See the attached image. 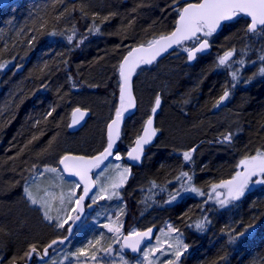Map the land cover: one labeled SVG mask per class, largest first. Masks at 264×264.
<instances>
[{
	"label": "trees",
	"instance_id": "obj_1",
	"mask_svg": "<svg viewBox=\"0 0 264 264\" xmlns=\"http://www.w3.org/2000/svg\"><path fill=\"white\" fill-rule=\"evenodd\" d=\"M170 3L171 0H64L53 8V0H8L0 5V63L7 62L0 71L2 264H13L14 258L16 264H24L28 260L21 257L30 245L43 250L53 239L65 236L45 223L24 197L23 189L32 180V166L37 165L39 171L50 164L58 166L65 154L92 156L106 147L107 125L120 106L118 66L131 48L175 28L177 14L168 7ZM184 3L180 0L181 5ZM65 7L69 12L57 20V13ZM110 13L116 15L104 21L103 17ZM94 14L101 29L99 35L87 32ZM130 21L134 23L129 26ZM73 26L76 39L69 44L67 36L72 34ZM245 29L246 19L230 23L212 37V52L198 56L194 64L177 49L152 66L142 65L133 79L137 111L124 124L117 153L125 159L151 115L158 93L162 98L156 116L159 135L141 167H131L132 179L124 190L127 203L123 206L121 201H110L101 208L105 214L113 205L119 210L123 207L131 229L158 227L162 219L172 223L190 245L189 254L180 264H264V186L249 191L235 202L236 206L223 210L212 211L210 204L204 203L206 196L192 193H183V199L172 204L165 203L168 191L180 187L176 177L181 171L191 174L194 169V183L206 193L212 184L231 179L245 155L264 150V78L239 85L232 90L226 107H214L225 85L231 83L229 72L215 67L217 56L234 46L235 58H239L247 43L252 51L246 59L255 60L264 43L252 37L245 40ZM52 31L57 35H49ZM84 35V43L74 47ZM65 59L67 65L63 63ZM252 67L244 69L245 77L256 70ZM53 107L55 112L45 120ZM75 108L89 110L91 116L82 129L71 132ZM41 132L39 140L25 148L31 137ZM225 132L235 133L230 146L216 142ZM192 147H197L195 164L188 165L182 153ZM45 148L47 151H43ZM50 179L43 173L38 183H46L43 187L48 188ZM64 182L68 186L69 182ZM152 182L156 188H152ZM161 188L168 191L161 192ZM153 214L161 219L148 225L147 218ZM204 215L212 223L201 234L189 225ZM254 218L257 228L252 237L227 244L222 230L234 227L239 232ZM96 233L86 230L77 241L84 242ZM105 237L101 243L107 240L106 234ZM222 256L226 259L221 260Z\"/></svg>",
	"mask_w": 264,
	"mask_h": 264
},
{
	"label": "snow or ice",
	"instance_id": "obj_2",
	"mask_svg": "<svg viewBox=\"0 0 264 264\" xmlns=\"http://www.w3.org/2000/svg\"><path fill=\"white\" fill-rule=\"evenodd\" d=\"M0 3H3V0H0ZM63 3L64 0H53L52 6L55 8L57 4ZM168 7L177 14L174 30L167 34L161 33L159 36L153 37L146 44L131 48L118 66L117 71L121 81L119 85L120 106L116 109L115 118L107 126V145L103 152L93 157L65 154L60 158L59 164L62 165V171L71 177H77L79 182L69 184L67 192L61 190L59 193H56L50 191L49 188L42 189L38 181L42 178L43 173L54 174L56 180L60 182L59 185H50L49 187L63 186L64 176L61 174V169L45 166L42 172H37L38 166L35 164L32 166V180L30 185H26L23 189L24 197L31 205L36 206L42 212L45 221L50 224L55 221L54 226L56 228L64 229L69 221L75 224L84 214V201L86 199L91 201L87 205L88 208H92L100 200H112L113 198L122 200L120 189L124 187L131 176L132 165L116 164L111 166L114 169V174L106 177L105 183L94 180L90 173L93 169H100L97 176L103 175L104 169H101L100 166L110 156L114 157L115 160L121 159V156L118 153L114 154L113 150L116 141L120 138V124L124 114L135 107V98L132 94V76L136 73L137 68L141 65H152L158 57L169 52V49L176 48L186 53L188 62L195 61L198 54L209 52L212 47L211 39L214 34L230 23L239 22L240 19H246L245 40L248 37L264 40V0H194V2L193 0H185L183 5L180 4V0H171ZM72 10L75 11L77 9L73 8ZM78 10L82 15H86L83 8ZM133 11H136V9L134 8ZM66 12H69L67 7L57 13L56 19L59 20ZM95 15L93 16L92 24L87 28V32L99 35L101 34V29L100 25L95 23ZM115 15L116 13H110L108 16L103 17V20L107 21ZM41 20H43V17H41ZM132 23L134 21H130L129 26ZM43 26L44 24L42 23L41 28ZM71 32L72 34L67 36L69 44H72L76 39V29L74 26ZM49 35L55 36L57 33L52 31ZM86 39L87 35L82 36L74 47L83 44ZM29 44H31V40ZM251 51L252 48L246 43L245 47L240 50L241 54L239 58L233 59L236 55V48L234 46L224 51L222 55L217 56L215 67L226 69L229 72L231 83L230 86L225 85L223 94L216 100L214 107L220 108L230 98L232 90L239 85L243 84L247 86L256 78H264V43L257 50L255 60L246 59ZM63 63L67 65L68 61L65 59ZM6 64L7 62L0 63V71L6 67ZM250 66H256V70L250 76L245 77L243 75L244 69ZM43 87L46 88L47 85H43ZM161 102L162 98L158 93L155 96L151 115L145 121L141 133L136 137L134 147L127 153V158L130 161L141 162L145 146L150 145L157 135L159 129L153 126V117L160 109ZM53 112H55L54 107L45 114V120L51 117ZM85 115L86 112L80 108H75L69 127L78 125ZM39 123L40 121L36 122V124ZM40 135H43V132L39 135H33L28 144L25 145V148L33 144V142L38 141ZM234 135L235 133L233 132L222 133L216 142L230 146L233 143ZM51 143L52 141L50 140L49 147ZM43 151H47V148L43 149ZM196 151L197 147H192L182 153L185 164H195L193 156ZM237 168L242 169V171L238 170L229 180L212 184L207 194L195 185L194 169L191 174L188 171H181L179 173L176 179L180 182V187L174 192L168 191L166 188H161L160 190L161 192L168 191V199L165 201L167 204L176 202L178 198L183 199V193H192L195 196H207L204 203L207 204L211 201L220 209L228 208L230 205L236 206L235 202L240 201L252 186H264V150L257 149L254 155H245L238 162ZM97 184H99V187L93 192V188ZM156 187V183L152 182V188ZM76 189H82L81 194L77 195ZM41 191H43V195L39 194ZM56 201H58V206L54 207V202ZM66 205H71V207H66ZM201 211H204V209L201 208ZM53 212L56 215H52ZM68 213H76V215L72 216ZM122 215H124L123 207L120 208V216ZM105 218L108 220V223H102L99 226L113 234V243L120 246L119 252H116L113 244H109L107 247L102 245L101 242L106 237L104 233H101L98 238L88 240L85 245L76 248L74 251L64 253L62 260L53 258L49 250L54 249L57 245H65L69 239L68 236L53 239L43 247L42 251L35 244L30 245L21 259L31 261L35 256L38 261H44L46 264H65L68 261H71V264H117V262L118 264H180L181 257L189 250L190 245L185 243L184 234L172 224L166 225L167 231L164 229L160 230L161 235L155 237L154 244L142 248L141 245L145 240L151 241L153 239V229L151 227L145 231L133 229L125 235L122 231L123 222L119 216L115 220L111 216ZM255 220L256 218L239 232L234 227L222 230L227 236V244L235 245L240 241L241 237L246 239L252 237L257 228ZM211 223L212 221L209 217L204 215L189 226L193 227L196 232L203 234L208 230V226ZM66 231L71 235L72 227L69 226ZM161 237H165V239L162 240ZM164 244H166V247H162ZM125 250H130L139 259L134 261L129 260L123 254ZM159 257L168 258L162 260ZM220 259L225 260L226 257L222 256ZM13 264H16L15 258L13 259Z\"/></svg>",
	"mask_w": 264,
	"mask_h": 264
},
{
	"label": "rangeland",
	"instance_id": "obj_3",
	"mask_svg": "<svg viewBox=\"0 0 264 264\" xmlns=\"http://www.w3.org/2000/svg\"><path fill=\"white\" fill-rule=\"evenodd\" d=\"M7 1H8V0H3V3L7 2ZM3 3H0V5L3 4ZM211 41H212V39H211ZM225 51H226V49H225ZM223 52H224V51H223ZM222 54H223V53H221V54H219V55H222ZM235 57H236V56H234L233 59H236ZM221 68H222V67H221ZM254 68H256V66H253V67H252V69H254ZM144 123H145V121H144ZM118 145H119V144H118ZM118 154H119V153H118ZM119 155L121 156V159H120V160H115V159L113 158L109 163H107L106 165L100 167L101 169H104L103 175L97 176V173L100 171V169H97V170L94 172V179H95V180H98L100 183H105V182H106V177H109L111 174H114V169H113L111 166L116 165V164H120V165H129L128 163H126V161H125L123 155H122V154H119ZM47 166L55 167V168H58V169H59L58 166H55V165H52V164L47 165ZM106 166H107V167H106ZM44 167H45V166H44ZM44 167H42V169L39 170V171H37V172H41V171H43V168H44ZM131 169H132V168H131ZM237 171H238V170H237ZM239 171H242V169H239ZM47 174H48L49 177L52 178V179L48 180V181H52V182H51V183L49 182V183H50L49 185L47 184V185H48V188H49L50 191H52V192H56V193H59L61 190L64 191V192H67V191L69 190V188H68V186H67V184H66L67 182H64V184H63L62 187H60V186H58V187H49L50 185H59V184L57 183L58 181L56 180L54 174H52V173H47ZM61 174H62V172H61ZM62 175H63V174H62ZM131 179H132V170H131V176L129 177L127 183L124 185V187H122V188L120 189V193H121V196H122V200H117V199H115V198H113L112 200H100V201H98L97 204L93 205L92 208H88L87 205H88L89 203H91V201L89 200V201L87 202V204H86V214H85V216H84L82 222H81V223L75 228V231H74V234H73V236H72V238H71V241H68V243H65V245H57L54 249H50L49 251H50V254L52 255V257H53V258H56L57 260H62V258H63V254H64V253L74 251L76 248L85 245V244L87 243L88 240H94V239L98 238L99 235H100L101 233H105L106 236H107V240H106L104 243H102V245H103L104 247H107L109 244H113V247H114V249L116 250V252H119V247H120V246H119V245H116V244L113 243V239H112L113 234L107 232V229L102 228V227H100L99 225L102 224V223H104V224L108 223V220L105 218V217H107V216H111V217L113 218V220H115L116 217L119 216L120 220L123 222V228H122V231H123V233H124L125 235H127L130 231H132L133 229H136V228L131 229V228H130V227H131L130 225L127 226V223H126V221H125L124 215L120 216V210L117 209V207H115L114 205H113L112 208L109 210V212H108V213H105V214L103 213L101 207H102V205H105V204L109 203L110 201H113L114 203H116L117 201H121V203H122L123 206H124V205L127 203V202H126V201H127V200H126V197H125V195H124V190H125L126 185H128L129 182L131 181ZM253 179H255V178H253ZM64 180H65V181H68L69 184H75V183H77V182H75V181H69V180H67L65 177H64ZM48 181H46V182H48ZM39 184H40V183H39ZM41 184H42V185H41ZM41 184H40V185H41V188L43 189V188H44L43 186H44L46 183H44V184L41 183ZM69 184H68V185H69ZM98 187H99V184H97V188H96V190L98 189ZM260 187H262V186H261V185H255V186H252V187L250 188L249 191H252V190L257 189V188H260ZM46 188H47V187H46ZM209 191H210V188L206 191V194H207ZM220 191H223V190H220ZM249 191H247L246 193H248ZM40 193H41V195H43V191H41ZM76 193H77V195L81 194V189H76ZM245 195H246V194H245ZM206 197H207V196H206ZM221 198H223V197H221ZM208 203L210 204V207H211V210H212V211L215 210V209H216V210H223V209H226V208H223V209L218 208V206H217L216 204L212 203L211 201H209ZM55 206H58V201L54 202V207H55ZM231 206H232V205H230L229 207H231ZM33 207H34L35 209L38 210L40 216H41L42 219H43V214H42V212H41L36 206L33 205ZM66 207H71V205H66ZM229 207H228V208H229ZM68 214H69V215H72V216H75V215H76V213H68ZM52 215H56V213L53 212ZM160 219H161L160 217L155 216V215L153 214V215L148 216V218H147V222H146V223H147L148 225H149V224L151 225V224H153V223H157V221L160 220ZM43 221H44L45 223L49 224V226H51L52 228H54V230L56 231V233H58V234L65 233V234H64L65 236H67V235L69 234V233L66 231V229L72 224V222L69 221V223L65 225V228H64V229H59V228H56V227L54 226V225H55V221H54L53 223H51V224H50L49 222L45 221L44 219H43ZM167 224H172V223L168 222L167 220L162 219V223H161V225L158 226V231H157L156 236H160V235H161V231H160L161 229H164L165 231H167V229H166V225H167ZM172 225H173V224H172ZM89 229L95 230V231H97V233L94 234L92 237H90L89 239H87V240L84 241V242H82L81 240H80V241H77V239L80 238V237H82V235L85 233V231H86V230H89ZM136 230H138V229H136ZM55 231H54V232H55ZM138 231H141V230H138ZM98 233H99V235H98ZM156 236H155V237H156ZM59 238H60V237H58L57 239H59ZM183 238H184V241H185V243H186V239H185V236H184V235H183ZM161 239L163 240V239H165V237H161ZM154 243H155V238H154V240H153L151 243H149L147 246L152 245V244H154ZM71 244H74V245L71 246ZM145 247H146V246H145ZM162 247H166V244L162 245ZM71 248H72V249H71ZM40 251H42V250H40ZM189 252H190V247H189L188 252H186V253L181 257V259L185 258V257L189 254ZM123 254H124L129 260H132V261H134V260H136V259H139V257H133V256L127 254L126 252L123 253ZM158 256H159V254H158ZM159 258L163 260V259H167L168 257H159ZM33 260L35 261L33 264H45L44 261H38V260L36 259L35 256L33 257L31 263L33 262ZM31 263H30V264H31ZM0 264H2V263H1V260H0ZM65 264H71V261L65 262ZM117 264H118V262H117Z\"/></svg>",
	"mask_w": 264,
	"mask_h": 264
},
{
	"label": "water",
	"instance_id": "obj_4",
	"mask_svg": "<svg viewBox=\"0 0 264 264\" xmlns=\"http://www.w3.org/2000/svg\"><path fill=\"white\" fill-rule=\"evenodd\" d=\"M184 1H185V0H184ZM193 2H194V0H193ZM173 30H174V29H173ZM220 31H221V30H220ZM220 31H218V32H220ZM218 32H217V33H218ZM138 46H139V45H138ZM135 47H136V46H135ZM177 49H178V48H176V49H169V52L164 53L162 56L158 57L157 60H156L152 65H154V64H155L157 61H159L160 59H163V58L167 57L168 55L172 54V53L175 52ZM212 49H213V47H211V49L209 50L208 53H205V54H198V56H205V55H208V54H210V53L212 52ZM126 55H127V54H126ZM195 61H196V60H195ZM195 61H192V62H189V63H190V64H194ZM152 65H146V66H152ZM141 66H142V65H141ZM141 66H140V67H141ZM140 67H139V68H140ZM139 68L136 69V72L139 70ZM135 74H136V73H135ZM135 74L132 76V94H133L134 98H135V95H134V91H133V79H134ZM230 96H231V95H230ZM229 100H230V98H229L227 101H225V102L220 106V108H216V110H220V109L226 107L227 104H228V102H229ZM161 104H162V102H161ZM160 108H161V107H160ZM81 110L84 111V112H86V115H85L84 119H83L78 125H76L75 127H69V129H70L71 132H77V131H79L80 129H82V128L84 127V125L86 124V122L88 121V119L90 118V116H91V112H90L89 110H83V109H81ZM136 111H137V102H136V98H135V107L132 108V109H130L128 112H126V113L124 114V117H123L122 121H121V124H120V138L116 141V144H115V146H114V150H113V151H114V154H116L117 151H118V144H119V142H120V140H121V134H122V130H123L124 124L126 123V121H127L130 117H132V116L136 113ZM159 111H160V109L157 111V113H156L155 116L153 117V120H154V124H153V126H154L155 128H157V127H156V116L158 115ZM114 118H115V116H114L112 119H114ZM72 119H73V116L71 117V122H72ZM112 119H111V121H112ZM111 121H110V122H111ZM71 122H70V124H71ZM110 122H109V123H110ZM109 123H108V124H109ZM107 126H108V125H107ZM158 135H159V133H157V135L154 137V139H153V141H152V143H151L150 145H146V146H145V152H144V156L142 157L141 162L136 163V162H132V161H130V160L127 158V154H126V155H125V161H126V163H128L129 165H132V168H139V167H141V165L143 164V161H144V158H145V156H146L147 151H148L152 146L155 145L156 140H157V138H158ZM107 137H108V136H107ZM132 147H134V144L129 148L128 152L130 151V149H131ZM103 150H104V149H103ZM103 150H102L101 152H103ZM101 152H100V153H101ZM128 152H127V153H128ZM100 153H98V154H100ZM98 154H95V155H92V156H87V157H93V156H96V155H98ZM71 155H77V154H71ZM84 156H86V155H84ZM113 158H114V157H111V156H110V157L108 158V160H105V161L101 164V166H103V165H105L106 163L110 162ZM101 166H100V167H101ZM58 167H59V169H61L62 174L64 175V177H65L67 180H69V181H75V182H77V183L79 182V180H78L77 177H71V176H69L67 173L63 172V171H62V165H60L59 163H58ZM95 170H96V169H93L92 172L90 173V175L92 176L93 179H94V171H95ZM94 180H95V179H94ZM96 188H97V186L93 188V192L96 191ZM81 190H82V189H81ZM90 195H91V193H90ZM88 201H89L88 199H86V200L84 201V205H85V208H84V214L81 216V218H80L79 220H77V221L75 222V224L72 223V224L70 225V226L72 227V233H71V235H69V234L67 235V236L69 237L68 241L71 240V238H72V236H73V234H74L75 228H76V227L82 222V220H83V218H84V216H85V214H86V204H87ZM149 228H150V227H149ZM151 228L153 229V239H152L151 241L145 240L144 243L141 245L142 248H144V247L147 246L149 243H151V242L154 240V238H155V236H156V234H157L158 227H157V226H151ZM147 229H148V228H147ZM147 229H145V230H147ZM145 230H141V231H145ZM68 241H66V242H68ZM125 252H126L127 254L133 256V257H137V255L131 253L130 250H125ZM31 261H32V260H31ZM31 261H27V262L24 263V264H30Z\"/></svg>",
	"mask_w": 264,
	"mask_h": 264
}]
</instances>
